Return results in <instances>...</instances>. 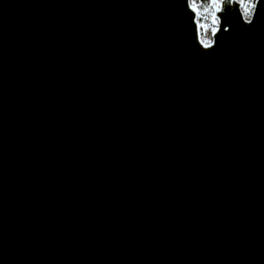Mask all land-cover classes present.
I'll list each match as a JSON object with an SVG mask.
<instances>
[{"label": "water", "instance_id": "95a60500", "mask_svg": "<svg viewBox=\"0 0 264 264\" xmlns=\"http://www.w3.org/2000/svg\"><path fill=\"white\" fill-rule=\"evenodd\" d=\"M241 7L205 46L190 0H0V264H264V0Z\"/></svg>", "mask_w": 264, "mask_h": 264}, {"label": "rangeland", "instance_id": "374dc122", "mask_svg": "<svg viewBox=\"0 0 264 264\" xmlns=\"http://www.w3.org/2000/svg\"><path fill=\"white\" fill-rule=\"evenodd\" d=\"M220 0H214L210 2V7L202 8L198 6H191L195 7L196 14H197V23L199 28V37L200 41L203 45H209L212 40V34L217 28V21L213 19V10L215 7H219ZM241 3V2H240ZM243 14L246 19H249L251 16V12L253 10V4L247 3L243 4L241 7ZM213 20V21H212ZM214 22V24H213Z\"/></svg>", "mask_w": 264, "mask_h": 264}, {"label": "trees", "instance_id": "16d2710c", "mask_svg": "<svg viewBox=\"0 0 264 264\" xmlns=\"http://www.w3.org/2000/svg\"><path fill=\"white\" fill-rule=\"evenodd\" d=\"M212 0H190V4H192L193 6H200L202 8H208L210 7V2ZM239 2L243 3V4H254V0H238Z\"/></svg>", "mask_w": 264, "mask_h": 264}, {"label": "clouds", "instance_id": "9594fccd", "mask_svg": "<svg viewBox=\"0 0 264 264\" xmlns=\"http://www.w3.org/2000/svg\"><path fill=\"white\" fill-rule=\"evenodd\" d=\"M225 2V0H220V3L223 4ZM256 4H259V0H254V4L253 7H255ZM218 11L221 10L219 7L217 9ZM253 15H255V13H253ZM248 23H251V21H248Z\"/></svg>", "mask_w": 264, "mask_h": 264}, {"label": "snow or ice", "instance_id": "6c2138e0", "mask_svg": "<svg viewBox=\"0 0 264 264\" xmlns=\"http://www.w3.org/2000/svg\"><path fill=\"white\" fill-rule=\"evenodd\" d=\"M228 2V0H225V3Z\"/></svg>", "mask_w": 264, "mask_h": 264}]
</instances>
